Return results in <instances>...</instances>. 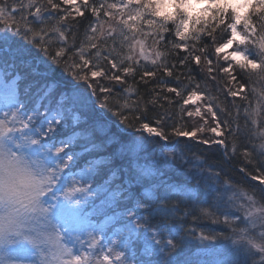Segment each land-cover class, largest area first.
Here are the masks:
<instances>
[{
	"label": "snow or ice",
	"instance_id": "1",
	"mask_svg": "<svg viewBox=\"0 0 264 264\" xmlns=\"http://www.w3.org/2000/svg\"><path fill=\"white\" fill-rule=\"evenodd\" d=\"M201 3L225 6L197 9ZM228 3L229 0H80V3L77 0H59V3L56 0H0V68L4 70L0 76V107L4 109L0 115V264H11L8 246L21 241H26L31 249L19 250L32 251L40 257V264H131L130 258L117 247L131 250L132 243L138 240L143 241L145 253L158 257L155 264H193L187 257L181 258L183 250L189 246V239L187 231L177 223L191 215L193 208H197L200 215L211 218L212 223L223 222L236 233L231 245L225 248L229 259L223 264H249V261L264 264V230L251 232L258 225L264 229V196L254 198V195L245 194L246 202L239 205L243 210L241 227H233L237 218H230L228 213L223 214L221 221L216 210L232 187L230 181L226 179L221 185L220 173L215 172L211 182L203 187L199 179L192 185L193 174L178 168L173 157L157 156L154 149L149 151L146 148L149 141L134 133H147L163 141H168L169 134L160 126L163 117L156 120L157 126L130 122L126 110L144 111L139 100L129 99L132 85L123 89L126 94L123 102H118L114 109L108 107L107 95H97V90L107 94L113 91L112 87L101 85L97 78L124 85L127 77H135L140 60L157 65L168 54L157 45L165 42V34L172 31L183 43L169 40L167 45L182 52L189 51L188 41L198 44L203 34L212 36L216 57L219 59L223 54V60L230 61L218 71L231 77L229 83L236 81L234 88H228V95L247 100L246 94L241 95L245 93V83L237 81L232 73L238 67L264 81V22L257 26L251 20V14L264 20V0H237V3L248 5L244 15L227 7ZM165 4L172 5V10L160 7ZM69 9L79 17L90 12L94 18L88 26L91 33L97 34L99 30V38L111 39L113 45L117 43L116 37H120V47L127 49L126 54H121L116 47L110 51L108 48L101 50L98 43L90 44L96 51L89 52L88 58L83 47L73 52L66 40L68 28L61 27L67 17L72 16ZM59 12L64 14L48 27V22ZM205 12L207 16L198 14ZM29 15L34 22L28 20ZM36 22L44 27L37 28ZM169 23L174 29L168 27ZM145 25L149 31L144 30ZM239 25L242 31L238 30ZM221 28L230 35L217 44L214 34ZM50 34L58 36L64 44L54 54L50 51L54 41L46 39ZM17 37L22 38L23 43ZM147 38L152 40L150 48L145 44ZM93 39L97 37L88 36L89 41ZM233 46L235 50L229 51ZM207 47H199L198 51L206 64L212 65L213 61L206 55ZM113 55L119 62L111 58ZM77 56L79 62L75 59ZM101 58L116 72L84 71L90 64L98 68L92 61ZM187 60L185 56L180 64ZM192 60L199 65L202 55H193ZM22 64L28 66L29 76L40 78L33 81L36 91L31 108L29 101L18 95L16 69ZM9 69L13 70L11 74ZM163 70L166 76H173L166 65ZM207 71L211 73L213 68L208 67ZM155 75V71L144 70L140 82L147 84L145 77ZM82 85H86L83 91ZM158 86L163 89L165 82L159 81ZM166 91L181 96L176 87H167ZM252 91L257 90L253 88ZM259 96L264 100V91ZM200 99L201 96L192 91L183 104ZM41 107L44 112L39 110ZM258 108L259 105L253 109L252 116L259 115ZM206 112L214 126L207 127L205 121L191 131L175 127L171 135L196 139L198 132L210 131L215 138H201L198 142L209 148L220 146L227 158L226 139L222 137L229 133L235 141L240 126L226 119L221 128L211 103L206 106ZM186 115L200 116L201 109L197 107L194 113L188 111ZM133 120L141 121V116L136 115ZM251 122L255 125L257 120L253 118ZM69 125L75 130L57 139L60 129ZM259 136L262 140L256 148L264 157V128ZM78 141H82L80 151H75ZM83 155L89 159L78 173L79 179L73 176L69 183L68 176L62 173L75 167ZM243 155L246 163H253L251 152L245 150ZM240 171L264 185V169H258L259 174H250L244 167ZM235 196L234 191L227 195L228 202L231 203ZM151 220L157 223L152 225ZM106 231L114 238H106L107 242L101 243V234ZM198 239L215 241L218 234L201 232ZM97 248L100 249L98 254L94 251ZM208 254L215 255V251ZM257 254L258 260L254 258ZM195 264L221 262L206 260Z\"/></svg>",
	"mask_w": 264,
	"mask_h": 264
},
{
	"label": "trees",
	"instance_id": "2",
	"mask_svg": "<svg viewBox=\"0 0 264 264\" xmlns=\"http://www.w3.org/2000/svg\"><path fill=\"white\" fill-rule=\"evenodd\" d=\"M56 2L59 3V0H56ZM97 2H99V0H97ZM77 3H80V0H77ZM62 7L68 8L69 6L62 5ZM71 11L72 16L67 17L66 23L64 25H61V27L68 28L66 32V40L68 45L71 46V50L73 52L83 47L85 49V56L86 58H88L89 52L94 54L96 51V49H91L90 44L98 43L101 50H103L104 48H108L110 51L112 47H116L117 51L121 52V54H126L127 49H122L118 43L113 45L111 39H108L107 41H99L98 39L89 41L88 36L94 34L91 33L88 26L94 18L91 16L90 12H85L84 17H79L75 15L74 10ZM63 14V12L54 14L53 21L48 22L47 26L50 27L51 24L55 23V19H58V16ZM28 20L34 22V18L30 15L28 16ZM251 20L252 23L257 26L260 23L264 22V20H262L261 17L257 14H251ZM69 25L70 27H68ZM35 26L37 28L44 27V25H41L38 22L35 23ZM168 27L170 29H174V26L171 23H169ZM197 27H200V25H197ZM238 30H243L242 25L238 26ZM229 35L230 32L224 31L223 28L218 29L214 34L215 43H223ZM95 36L97 37V34H95ZM165 36L166 41L162 42L161 45H157V47L161 51H167V56L159 61L157 65L150 68H148L147 63L140 60V64L136 68L135 77H127L126 84L116 85L114 83H110V87L113 88V91L111 94H105L108 96V107L114 109L115 106L118 105V102L122 103L124 96L126 95L123 92V89L128 85H132L133 92L130 95L129 99L139 100L140 107H142L144 111L130 112L126 110L125 115L129 116L130 122L137 125L140 122H148L150 123V126H157L156 120L160 117H163V123L160 126L163 127L166 134H169V139L167 142H173L177 137L175 135H171L173 128L179 127L186 131H191L196 128V125H194L195 121L191 120V117L185 114V110L182 104L183 100L192 91H196L202 94V96L206 99L207 105L211 103L213 105V110L217 112V118L218 121L221 122V128H223V122L226 119L234 121L240 126V134L235 138V141H233L229 133H225V136L223 138L226 139L228 148L227 158L223 156L224 149L222 150L221 147L212 146L211 148H209L208 146H203L195 141L186 140L184 137H179L176 145V150H179L180 157L178 155V158H176V155L171 156L174 158L176 166L181 169H186L194 174V171H192L193 166L191 165L190 167L189 163L192 160L198 161V167L206 168L212 176L215 172H219V179L221 184L224 183V181L227 179L230 181L232 187L243 189L248 193L254 195L255 198L264 196V191H262L264 189L262 188V186L259 183L252 181L250 175H245V173H242L240 171V168L244 167L250 174H259L258 169H264V157H261L259 155V149L256 148V146L262 140V138L259 136V131L261 130V128H264V100H261L259 96V93L261 91H264V81L257 80L255 76H250L247 72L240 70L238 67L234 68L232 74L236 76V80L245 83L246 85L245 93L241 95L246 94L247 100L242 99L241 96L231 97L228 95L229 83L224 81L218 75V68L226 67L227 63H223V65L220 61V58L218 59L216 57L214 53L212 36L203 34L198 44L195 41H188V52H182L179 49L173 50L170 48V46L167 45V41L169 40L173 42H180L174 36L172 31L166 33ZM48 38H51L54 41L50 46V51L53 54L59 47L64 46L63 42L59 41L56 35L50 34L49 37H46V39ZM17 39L21 40V43H23L22 38L17 37ZM205 45L208 46L206 55L213 61L211 66L213 68V71L211 73L207 71L206 65H203V68H200L192 60L193 55H202L201 64H203V54L198 51V48L204 47ZM235 47L236 46H233V49H235ZM185 56H188V60L185 64L182 65L180 64V60ZM111 58L119 62V58L115 55H113V57ZM65 59H67V57H65ZM75 59L77 62H79L78 56L75 57ZM69 63H71V61H69ZM92 63L98 64V68H93L90 64L87 72L89 71V69L103 70L107 73H109L108 70L111 73L116 72V70L111 69V65H108L107 62L102 58L99 61L93 59ZM163 65H166L170 70H172L173 76L169 77L164 74ZM144 70L156 72L155 77H145V79L148 80L147 84L140 82V76ZM56 75H60L59 69H57ZM35 80H40V78L35 77ZM97 80H99V83H101L102 85L105 84L104 86H107V84L103 80V77H99L97 78ZM161 80L165 82V87L163 89L158 86V83ZM233 82H235L236 84V81ZM167 87H176L178 91L181 92V96L177 97L175 93H168L166 91ZM231 88H234V86ZM253 88L257 90L255 93L252 91ZM22 90L23 91L21 92L19 97L24 100L26 99L27 93L29 92V88L27 89L28 91H26L25 88L22 87ZM32 90H36L35 86L32 87ZM165 97H167V99H165ZM153 100H155V103L151 102ZM257 105H259V115L252 116V111L253 109L257 108ZM221 109H223V111H221ZM107 115L111 117V112H108ZM136 115L141 116V121L133 120V117ZM253 118L257 120V124L255 125H253L251 122ZM210 120L212 121L211 118ZM72 129L73 128H63L64 131L60 133L61 135H58L57 139L66 137L75 130ZM148 141L150 145L153 146L151 147V151L153 149H156L160 152L162 151V153L168 156L172 154V150L163 147L162 142L158 138ZM245 150L252 153L251 158L253 160V163H246L245 157L243 155ZM197 157H199L200 159H197ZM85 158H89V156L84 155L81 160ZM209 165H211V168L208 167ZM96 182L98 183V180ZM116 182L118 183L119 181L117 180ZM139 214L143 215V213ZM156 223L157 220L150 221V224L152 225H155ZM177 223L187 231L189 239V246L183 250L181 257L182 259L187 257L188 252L196 247V244H194L193 241L194 239H196L198 233L200 232H203L204 234H218V239L215 240L214 243L220 241L227 242L228 239L232 237L228 229H225V227L221 226L222 222L215 224L212 223V219L200 215L197 208H193L191 215L187 216L183 220H177ZM192 234H196V236L193 237ZM110 236L111 232L106 231L105 237L110 238ZM123 251L125 252L126 256H128L129 258L133 257L134 260L136 262H139L140 264H144V262H146L143 258V241H134L131 245V250L125 248L123 249ZM153 257H155L156 260L158 259V257L155 255H153L151 258L153 259ZM187 258L191 260L190 257ZM156 260L151 262V264H155L154 262H156ZM191 261L193 262V260Z\"/></svg>",
	"mask_w": 264,
	"mask_h": 264
},
{
	"label": "rangeland",
	"instance_id": "3",
	"mask_svg": "<svg viewBox=\"0 0 264 264\" xmlns=\"http://www.w3.org/2000/svg\"><path fill=\"white\" fill-rule=\"evenodd\" d=\"M108 2H116V0H108ZM197 7L198 8L203 7V3L197 5ZM102 19H105V18L102 17ZM144 30L145 31H149V29L147 28L146 25L144 26ZM99 37H100V33H99V30H98L97 39L99 41H102L103 39H101ZM119 40H120V37L117 36L116 37V41H117L118 44H119ZM103 41H105V40H103ZM151 41H152L151 38L145 39V44L149 48L152 45ZM231 50H235V49H229V51H231ZM195 55H197V54H195ZM222 55L223 54H221L220 61L222 62V64L223 63H227L228 64L230 61L223 60ZM151 58H154V57H150V59ZM142 61L148 64V68L154 66L149 61H146V60H142ZM203 65H206L207 68L212 66V65H207L204 60H203V64L200 63L198 66L200 68H203ZM87 70L88 69H84V71H86V72H87ZM3 71H4L3 68H0V76L3 75ZM8 71L11 74L13 70L9 69ZM28 71H29V68H28L27 65H23V64L22 65H18V67L16 69V79H17L18 84H19L18 95H20L21 92L23 91L22 87L25 88V90H27L29 88V92L27 93L26 99H24V100L30 101L28 106L31 107V106H33L31 101H33L35 99L33 94L35 93L36 90H34V91L32 90V87L34 86L33 85V80H35V77L34 76H29L28 75ZM108 72H109V74H112L109 70H108ZM218 75L224 81H226L228 83L231 80V77H229L227 74H224L223 72H219L218 71ZM89 78L92 79L91 77H89ZM103 80L107 84V86H110V82L107 79L103 78ZM41 83H43V81H41ZM93 83H95V81H93ZM233 83L235 84V82H233V81H232V83H229L228 87L229 88L233 87L234 86ZM103 85H105V84H103ZM85 88H86V85H82L81 86V90L82 91ZM105 94H107V93H100L99 90H97V95L98 96H105ZM198 94L201 96L200 100H195L194 102L193 101H189V103L186 104V105L182 103L183 107H184V110H185V114L188 111H191V112L194 113L196 108L199 107L201 109V115L200 116H195V115L191 116V120L195 121V124H194V125H196L195 127L198 128L201 125H204L205 121H207V127H212V126H214V122L210 120V118H211L210 114H208L206 112V106H207L206 99H205V97L202 96V94H200V93H198ZM188 96H186L185 99H187ZM39 110L41 112L45 111V109L43 107H41ZM3 111H4V109L2 107H0V115H2ZM202 117H203V119H202ZM71 128H73V127H71V125H69L67 127V129H71ZM62 131H64L63 127L57 133V137H58V135H61L60 133ZM134 134L137 135V136H143L147 140H155L157 138L159 139V137H150L147 133H143V132L134 133ZM202 136L204 137V139L215 138V134L210 132V131H207V130H205L202 133L198 132L196 139L189 138V137H184V138L186 140H191V141H195V142L199 143L198 140L203 138ZM43 139H46V138H43ZM178 140H179V137H176V139L173 142H167V141L160 140L162 142V144H163V147H166L167 149H171L172 150V154L169 155V156L176 155V158H178L177 155L179 156V150H176V148H177L176 145H177V141ZM80 143H82V141H79L77 143V147L75 149H73V150L80 151V148H79V144ZM169 143H171V144H169ZM200 144L207 147V145H204L202 143H200ZM213 146L220 147L218 145H213ZM151 147H153V146H151L150 143H148L146 145V148L149 151H151ZM221 149L223 150V148H221ZM66 151H68V150L66 149ZM155 153H156L157 156L166 155V154L162 153V151L160 152V151H158L156 149H155ZM223 156H224V153H223ZM83 157H84V155L81 156L78 159L75 167H73L71 169H65L64 173H62V175L68 176L69 183L71 182L73 176H75L76 179H79L78 173L85 166L86 161L89 159V158H85V159H83L84 160L83 161V160H81ZM189 164H190V167H191V165L193 166L192 167V171H194V174H193L192 180H191V184L192 185L196 184L197 179H199L201 187H203V185L206 182L207 183L211 182V180L213 179V176L210 174V172L206 168L198 167V161H193L192 160ZM97 180L99 182V178H97ZM255 182L259 183V181H255ZM221 185H223V183ZM261 186L264 189V185H261ZM233 191L236 193V196H235L234 200L231 203H229L228 200H227V195H231ZM245 194L252 195V194L248 193L247 191H245L243 189H239V188H236V187L229 188L227 195L225 196L224 200L220 202L218 210H216V215H219L220 219L223 220V214L224 213H228L230 215V218H232V217H236L237 218L236 219V223L233 225V227H237V228L241 227L242 223H243V210L239 208V205L241 203H245L246 202L245 201ZM220 215L222 216V218H221ZM221 226L225 227V229H228V231H229V233H231L232 237L229 238L227 242H225V241L221 242L220 241V242L214 243V241H201V240H199L198 239V235L201 232L198 233L196 239H194V241H193V243L196 244V247L194 249L190 250L188 252V254H187V257H190V259L193 260V264H195V262H197V261H206V260H217V261H220L221 264H223L224 260L229 259L228 255L225 252V248H227L228 246L231 245L232 239H235V237H236V233H233L231 228L228 227L227 225H225L223 222H222ZM261 230H264V229H262L258 225L255 229H251V232L253 234H255V233H258ZM81 238L82 239H86L85 236H82ZM106 238L107 237H105V233H102L101 234V243H106L107 242ZM108 239H112L111 236ZM138 242H142V240H138ZM21 248L31 249V245H29L26 241H21L17 245H9L8 246L9 257H10L11 264H40V257L38 255H34L32 253V251H28V252L20 251L19 249H21ZM85 249H86V245H85ZM117 250L119 251V250H123V249L117 247ZM213 250L215 251V255H209L208 253L212 252ZM94 251L98 254L100 249L97 248ZM152 256H153L152 254L145 253V251H144L143 258L146 261V262H144V264H151V262L155 261L156 258L153 257V259H152L151 258ZM254 258L258 260L259 259V254H257ZM241 259H243V257H241ZM130 261H131V264H140L139 262H136L133 257H130ZM249 263L251 264L250 261H249ZM141 264H143V263H141Z\"/></svg>",
	"mask_w": 264,
	"mask_h": 264
},
{
	"label": "clouds",
	"instance_id": "4",
	"mask_svg": "<svg viewBox=\"0 0 264 264\" xmlns=\"http://www.w3.org/2000/svg\"><path fill=\"white\" fill-rule=\"evenodd\" d=\"M225 5L223 4H203V7L206 8H216V7H224ZM160 7H162L165 10H172V5L170 4H165V5H161ZM227 7H229L230 9H234L235 12L239 15H244L247 11H248V5L247 4H241V3H237V0H229V3L227 5ZM197 9H199L196 6ZM199 15H203V16H207L208 13H198Z\"/></svg>",
	"mask_w": 264,
	"mask_h": 264
}]
</instances>
